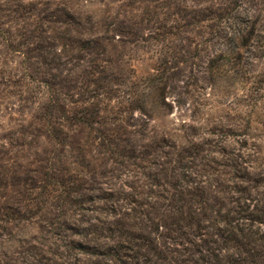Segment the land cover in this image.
Segmentation results:
<instances>
[{
	"label": "rangeland",
	"instance_id": "1",
	"mask_svg": "<svg viewBox=\"0 0 264 264\" xmlns=\"http://www.w3.org/2000/svg\"><path fill=\"white\" fill-rule=\"evenodd\" d=\"M0 264H264V0H0Z\"/></svg>",
	"mask_w": 264,
	"mask_h": 264
}]
</instances>
